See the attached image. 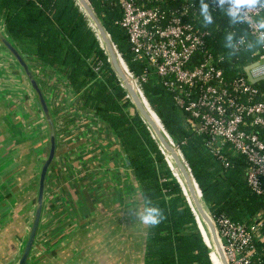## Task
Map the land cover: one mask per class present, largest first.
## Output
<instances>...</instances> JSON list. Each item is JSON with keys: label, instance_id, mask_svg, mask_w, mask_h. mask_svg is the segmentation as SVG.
<instances>
[{"label": "trees", "instance_id": "trees-1", "mask_svg": "<svg viewBox=\"0 0 264 264\" xmlns=\"http://www.w3.org/2000/svg\"><path fill=\"white\" fill-rule=\"evenodd\" d=\"M88 1L130 74L134 78L146 76V81H137L148 105L143 102L155 113L159 127L161 123L189 167L211 218L216 221L225 217L240 223L259 215L264 224V198L247 186L245 159L225 151L227 160L222 161L206 148V136H196L188 129L187 115L176 105L175 94L163 86L153 68L135 59L128 35L118 25V0ZM183 1L168 0V9H178ZM192 2L201 15L196 27L210 34L208 48L224 58L219 68L226 79L238 72L242 74L259 47L246 25L223 9L212 10L205 0ZM0 19L22 56L61 76L83 107L105 123L118 139L150 214L146 264H214L210 248L198 230L196 213L167 166L161 145L151 135L146 121L138 116L126 89L107 62L100 36L75 0H0ZM240 38H245L249 45L235 50L233 45ZM198 59L200 54L192 62ZM262 233L251 264H264V227Z\"/></svg>", "mask_w": 264, "mask_h": 264}, {"label": "crops", "instance_id": "crops-1", "mask_svg": "<svg viewBox=\"0 0 264 264\" xmlns=\"http://www.w3.org/2000/svg\"><path fill=\"white\" fill-rule=\"evenodd\" d=\"M2 39L8 36L0 19V264H17L48 135L38 99ZM27 62L56 127V155L28 264H141L150 214L118 139L75 100L69 104V86L61 76L32 58ZM203 226L212 261L221 264Z\"/></svg>", "mask_w": 264, "mask_h": 264}, {"label": "built area", "instance_id": "built-area-1", "mask_svg": "<svg viewBox=\"0 0 264 264\" xmlns=\"http://www.w3.org/2000/svg\"><path fill=\"white\" fill-rule=\"evenodd\" d=\"M205 1L212 10L239 17L259 44L253 61L230 79L219 68L223 56L208 48L210 34L196 27L201 15L192 0H184L172 11L168 0H118V25L126 31L135 59L145 61L175 94L176 105L187 115L188 129L206 136V148L222 161L227 160L225 151L243 157L247 186L264 198V0ZM247 44L240 38L233 46L239 50ZM197 54L200 59L194 63ZM128 74L143 96L137 81H146V76ZM69 97V102L75 100L84 108L71 90ZM259 219V215L240 223L225 217L212 219L227 264L252 263L256 242L263 237Z\"/></svg>", "mask_w": 264, "mask_h": 264}, {"label": "water", "instance_id": "water-1", "mask_svg": "<svg viewBox=\"0 0 264 264\" xmlns=\"http://www.w3.org/2000/svg\"><path fill=\"white\" fill-rule=\"evenodd\" d=\"M75 2L79 6L80 10L85 13V15L91 20V22L94 23V25L96 26V28L100 32L101 37L105 38V36H106L108 38L109 42H108V44H106L108 49H109L108 50L109 54H108L107 62L109 63L110 68L112 69V71L114 72L115 76L117 77V79H118V81L120 83V80H122V81L125 80L126 76L123 73L122 69L120 68L118 60H120L123 63V66L125 68V72L128 73V69H127L125 63L123 62V60L120 57L118 51L116 50L115 46L113 45V43H112V41L110 39V36L104 30L101 22L99 21L98 17L96 16L95 12L93 11V9H92L91 5L89 4V2L87 0H75ZM97 41H98V39H97ZM2 44H3L4 48L8 51V53L11 55V57L18 64V66L21 68V70L23 71V73H24V75H25L30 87L32 88L33 92L35 93V95H36V97L38 99V102H39L40 111H41V113L43 115V118H44L45 126L47 128V135H48V152H47L45 160L43 161V163L41 165L40 173H39V176H38L36 207H35V211H34V214H33V220H32L31 227H30L29 233L27 235L26 241H25V243L23 245L20 257H19V259L17 261V264H28L30 254L32 252V247H33L35 239L37 237L39 224H40V220H41V216H42V209H43V204H44V191H45V185H46V178H47L48 170L52 166V164L54 162V159H55V155H56V129H55V124H54V120H53L52 114L50 112V108H49V106L47 104V101H46V99H45V97H44V95L42 93V90L40 89V87L38 85V82H37L32 70H31L27 60L22 56V54L20 53L18 48L9 39V37H8V39H2ZM110 45H111V47H110ZM111 48H113L115 50V54L112 52ZM248 69H247V71H248ZM251 82L254 84L257 81L256 80H252ZM121 86L123 87L122 84H121ZM135 89H136V86H135ZM124 90H125V88H124ZM125 92H126V90H125ZM141 97L143 98V101L148 105V103L145 100V98L142 95H141ZM131 99H132V101L130 100L131 104L134 106L138 116L143 121L142 117L144 116V113H143L140 101L136 98L135 95H131ZM69 104H70V102H69ZM151 111H152V109H151ZM152 113L154 114V116L156 117L158 122H160L159 119L157 118V116L155 115V113L153 111H152ZM160 126H161L163 134L165 136L163 138L162 135H159L160 140L162 141V144L165 145L166 147H168V144H172L173 145L171 139L169 138L167 133L164 131L161 123H160ZM168 148H170V147H168ZM121 152H122V156L124 157V162H125V164L127 166V169H128L129 175L131 177V180L133 181L136 189L139 192L140 186H139L138 182L136 181V179L134 177V174H133V171H132V169L130 167L129 161H128V159H127L122 147H121ZM172 153L174 154V157H175L178 165H180L179 161H178V154H179L180 158L182 159V161H183V163L185 165V168L180 165V170H181L182 175H183V177H184V179L186 181L188 190L192 193V191H193L192 183H193L197 187V189H198V191L200 193V190H199L198 186L196 185L194 179L192 178V175L190 173V169L187 166V164L184 161V159L182 158V156H181L180 152L178 151V149L175 148L174 150H172ZM200 196H201V193H200ZM196 206L199 208V205L197 203H196ZM198 211H199L202 219L204 220V222L206 223V225L208 226V228L211 231L212 241L214 242L215 246L218 249V254L220 256L221 264H227L226 258L224 256V253H223L221 245H220V241H219L218 236H217V232H216L214 223L212 221V218H211L208 210H207L206 213H204L201 209H199ZM195 220H196V218H195ZM196 223H197V220H196ZM197 227H198L199 232L201 233V236L203 237L202 232L200 231L198 225H197ZM203 240L205 242L204 237H203ZM205 244L208 247V243L205 242ZM146 246H147V237H146V241H145L144 247H143V255H142V263L141 264H145Z\"/></svg>", "mask_w": 264, "mask_h": 264}, {"label": "bare ground", "instance_id": "bare-ground-1", "mask_svg": "<svg viewBox=\"0 0 264 264\" xmlns=\"http://www.w3.org/2000/svg\"><path fill=\"white\" fill-rule=\"evenodd\" d=\"M89 21H90L92 27L94 28L95 33L100 36V39L102 41V45L106 48L105 51H106V53L108 55L109 54L108 53V50L109 49H108V47L106 45L109 42L108 39L106 38V36H105V38H102L101 35H100V32L98 31V29L96 28V26L94 25V23L91 22L90 19H89ZM100 39H99V41H100ZM110 47H111V45H110ZM111 50L115 54V50L113 48H111ZM118 63L120 65V68L122 69L123 73L126 76V79L125 80H123V81L120 80L121 81V84L126 89V91H127L128 95H129V98L130 99H131V95H135L136 98L140 101V104L142 106V110H143V113H144V116L142 118L146 121V124L148 125V128L150 130L151 135L154 137V139L156 140V142L158 140L159 144L161 145V147H162V149H161L162 150V153L165 156L164 158L166 159L165 161H167V164H168L170 170L174 173V175L176 176V178L178 177V181L180 182L181 186L183 187V192H184V195H185L184 196L185 197V200H186L187 203H189V205L193 208L194 212L196 213V216L198 218V225L201 224V229H202L204 220L202 219V217H201V215H200V213H199L198 210L199 209L202 210V206L204 207L205 212H207V209H206V206L204 205V203L201 201V198L199 196L197 187L192 183V188H193L192 193L188 190L186 181H185V179H184V177L182 175V172L180 170V165L185 168V165H184L182 159L180 158V156L178 154V161H179V164H180V165H178V163H177V161H176V159L174 157V154L172 153V150H174L175 147L172 144H168V147H170V148H168V147H166L165 145L162 144V141L160 140L159 135H162L163 138L165 136H164L161 128L159 127V125H158V123H157L154 115L148 110L147 106L143 102V99H142L141 95L135 89V84L133 82V79L125 72V68L123 66V63L120 60H118ZM160 145H159V147H160ZM173 168H175V170H176L177 173L173 170ZM195 193H196V196L200 198L199 199L200 202H199V200L196 199ZM196 203L197 204L199 203L198 204L199 205V208L196 206ZM205 228L203 226V229H205ZM207 229H208V231L210 233V236H211V231L208 228V226H207ZM211 240H212V236H211ZM213 246L215 247L216 254L219 256L218 249L215 246L214 242H213ZM219 258H220V256H219Z\"/></svg>", "mask_w": 264, "mask_h": 264}, {"label": "rangeland", "instance_id": "rangeland-1", "mask_svg": "<svg viewBox=\"0 0 264 264\" xmlns=\"http://www.w3.org/2000/svg\"><path fill=\"white\" fill-rule=\"evenodd\" d=\"M175 147V146H174ZM170 160V159H169ZM173 170L176 172V170H175V168H173ZM177 173V172H176ZM198 199H200L199 197H198ZM35 207H36V204H35ZM35 207H34V211H35ZM31 215H29V224H30V227H31V223H32V220H33V217H32V213H30ZM30 227L28 228V233H29V230H30ZM208 230V229H207ZM26 231V232H27Z\"/></svg>", "mask_w": 264, "mask_h": 264}]
</instances>
